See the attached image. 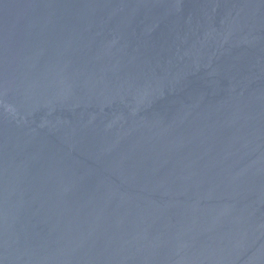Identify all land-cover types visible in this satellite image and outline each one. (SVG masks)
I'll return each instance as SVG.
<instances>
[{"label":"water","instance_id":"obj_1","mask_svg":"<svg viewBox=\"0 0 264 264\" xmlns=\"http://www.w3.org/2000/svg\"><path fill=\"white\" fill-rule=\"evenodd\" d=\"M0 264H264V0H0Z\"/></svg>","mask_w":264,"mask_h":264}]
</instances>
